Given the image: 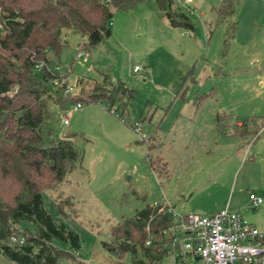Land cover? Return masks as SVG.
I'll return each mask as SVG.
<instances>
[{"label":"rangeland","instance_id":"374dc122","mask_svg":"<svg viewBox=\"0 0 264 264\" xmlns=\"http://www.w3.org/2000/svg\"><path fill=\"white\" fill-rule=\"evenodd\" d=\"M219 2L171 0L166 9L184 14L189 27L170 24L156 0H139L114 10L110 34L89 47L80 45L84 35L64 30L52 61L69 83L82 77L87 90L91 78L104 81L101 70L131 96L123 112L103 99L63 111L49 103L54 137L74 132L81 153L80 166L41 192L52 217L79 237L77 248L55 242L76 255L59 264H132L102 241L115 247L111 227L154 200L183 212L228 208L264 223V121L256 118L252 130L261 127L250 134L236 126L264 115V0H240L217 23ZM248 192L263 202L251 208ZM30 225L23 220L18 228ZM173 256L164 253L158 263L173 264ZM0 264L17 263L0 253Z\"/></svg>","mask_w":264,"mask_h":264},{"label":"trees","instance_id":"16d2710c","mask_svg":"<svg viewBox=\"0 0 264 264\" xmlns=\"http://www.w3.org/2000/svg\"><path fill=\"white\" fill-rule=\"evenodd\" d=\"M137 1L0 0L5 31H0V253L17 264H59L75 254L56 241L72 248L79 245L77 232L62 219L55 220L43 205L42 190L60 182L81 161L72 140L74 132L54 137L50 123L54 110L49 103L63 111L76 101L103 99L123 112L131 96L122 81L112 80L101 70L98 75L104 77L103 82L91 78L94 83L83 91L82 77H77L74 85L79 88L62 95L65 80L44 67L36 69L34 63L53 62L64 45V30L84 35L82 47L100 42L110 34L113 11L132 7ZM156 2L170 24L192 27L184 14L166 9L171 0ZM239 2L220 0L215 21L221 23L233 15ZM256 118L264 121L263 115L235 124L244 133H255L261 127L252 130ZM23 220L31 222L30 227L18 228ZM168 221L165 212L146 204L111 227L109 233L120 239L115 247L105 241L102 245L115 257L128 254L132 264H159L158 259L171 248L160 232ZM22 232L21 243L1 242ZM156 234L160 239H155ZM148 237L151 242L146 244Z\"/></svg>","mask_w":264,"mask_h":264},{"label":"built area","instance_id":"2783aa9c","mask_svg":"<svg viewBox=\"0 0 264 264\" xmlns=\"http://www.w3.org/2000/svg\"><path fill=\"white\" fill-rule=\"evenodd\" d=\"M81 55L82 51L78 50L76 57ZM34 67H44L61 76L65 80L62 95L75 89L74 83H69L64 71L54 62L49 64L39 60ZM138 68L135 65L133 70ZM80 105L76 101L70 107L76 109ZM62 122L68 123L64 115ZM134 126L137 128V122ZM248 200L254 207L261 203L262 197L248 192ZM152 205L169 216V221L161 227L160 232L169 240L171 248L168 252L174 253L173 264H264V228L255 226L239 212L228 208L208 213L183 212L174 209L166 200L153 201ZM24 235L25 232L11 234L7 244L21 243ZM155 239H160V235L156 234ZM145 242L149 244L151 238L148 237Z\"/></svg>","mask_w":264,"mask_h":264},{"label":"crops","instance_id":"0c3cea01","mask_svg":"<svg viewBox=\"0 0 264 264\" xmlns=\"http://www.w3.org/2000/svg\"><path fill=\"white\" fill-rule=\"evenodd\" d=\"M239 120L240 119H238L237 121H236V123L238 124L239 123ZM155 201V200H154ZM263 202V200L261 201V203ZM250 203V202H249ZM261 203H259V204H261ZM255 207V206H254ZM253 206L251 207V208H254ZM250 222H252L255 226H257V227H259V228H264V223H259L258 221H257V219H255V217L250 221Z\"/></svg>","mask_w":264,"mask_h":264}]
</instances>
